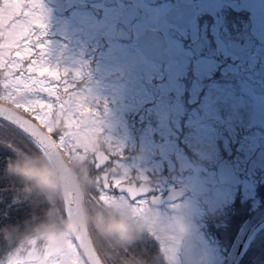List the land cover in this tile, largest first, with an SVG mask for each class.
Wrapping results in <instances>:
<instances>
[{"label": "flooded vegetation", "instance_id": "af4514ba", "mask_svg": "<svg viewBox=\"0 0 264 264\" xmlns=\"http://www.w3.org/2000/svg\"><path fill=\"white\" fill-rule=\"evenodd\" d=\"M143 47L156 57L149 58ZM44 59L57 68V76H49L55 98L92 94L100 111L126 115V155L108 145L104 127L91 134L88 157L78 165V152L60 144L65 121L53 130L39 122L36 111L49 103L31 109L35 94L28 87L32 66ZM262 68L264 0H0V103L28 117L32 113L29 118L57 141L82 189L89 232L104 264L226 263L245 222L264 207V167L245 162L241 171L240 157L254 154L230 155L222 146L228 140L235 151V145L255 140L200 138L184 126L150 135L139 115L170 113L177 103L196 109L211 83L217 94L231 95L247 124L255 117V95L264 98ZM17 77L26 84H7ZM37 93L51 96L43 88ZM242 122L238 137L249 135ZM92 126L89 115L83 127ZM156 140L176 143L183 153L161 158L151 149L140 151ZM207 141L222 152L211 156L190 148ZM259 144L264 152V138ZM99 152L109 160L97 168ZM145 153L150 160H143ZM140 154L135 166L123 160ZM220 163L232 166L235 184L219 179ZM132 182L148 186L135 197L117 191ZM98 217L107 230L97 226ZM262 231L264 223L243 257L264 238Z\"/></svg>", "mask_w": 264, "mask_h": 264}, {"label": "rangeland", "instance_id": "374dc122", "mask_svg": "<svg viewBox=\"0 0 264 264\" xmlns=\"http://www.w3.org/2000/svg\"><path fill=\"white\" fill-rule=\"evenodd\" d=\"M31 69L32 73L29 80L31 87H28V90L30 93L35 94V98L29 99L28 106L31 109H35V106L40 105L39 103L43 105V101H48L49 104L45 106L46 109L44 107L40 112L39 110L36 111V118L39 119L40 123L42 122L47 126V130H53L56 128L57 123L65 121L66 128L62 129L63 135L59 139L60 144L68 152H78L79 160L76 161L78 165L82 163L80 160L88 157L85 151L91 148V134L101 133L104 127L107 131L108 145L116 154L120 156L125 154L123 151L128 146V135L126 132L128 120L125 114L106 109L100 111L94 104V99L97 100L99 98H94L96 95L92 94L73 92L70 98L61 99L56 97V99L55 95L57 94L54 93L55 87L49 82V76H57L56 65L44 59L32 66ZM42 75H47V78H44V76L41 78ZM7 84L9 86L12 84L24 85L26 81L22 77H17L14 78V81L8 80ZM201 84L205 86L203 82ZM40 88H43L51 96H48L46 99V96H37ZM213 88V84L211 83L205 86L206 94L196 109L188 110L184 105L177 103L170 113L142 114L139 115V120L145 122L144 125L147 133L150 135L163 128H180L184 126L191 128V134L197 133L200 138H225L232 140V142L236 138H252L255 140L253 145H246L245 143L235 145V151L231 150L228 140L224 141L222 147L226 148L227 153L230 155L233 153L242 154L241 156L244 154H254L248 158L245 156L240 157L239 166L241 168L239 169L241 171H243L244 166L247 169L245 162H250L256 168L263 169L264 152L261 150L259 141L261 138H264V98L258 94L255 95V117L247 124L245 123L246 126L241 121L245 113L238 106L232 104L231 95L227 94L226 96L225 93L219 95L214 92ZM98 89L102 88L98 86ZM69 99L72 102H68ZM92 99L93 102H90ZM55 102L58 103L55 104ZM66 103L73 105L67 108ZM85 113L92 116L93 126L91 129H84L85 127L82 126V119ZM241 122L245 125V129H249V135L238 137L237 133L242 129ZM0 129L16 133L15 130L1 120ZM112 134H114V138L111 137ZM168 137V135H164L163 138ZM211 143L213 142L191 143L190 148L197 150L196 153L199 154L219 155L222 152V147ZM144 149H151L160 155L161 158L168 157L170 154L179 157L183 153L182 148L177 146L176 143L162 140L147 141L146 144L140 146V151ZM140 159L141 154L139 157H125L123 160H129L127 162L132 167ZM74 165L79 167L75 163ZM1 264H84V262L69 232L64 230L46 232L27 239L14 252L7 256Z\"/></svg>", "mask_w": 264, "mask_h": 264}, {"label": "trees", "instance_id": "16d2710c", "mask_svg": "<svg viewBox=\"0 0 264 264\" xmlns=\"http://www.w3.org/2000/svg\"><path fill=\"white\" fill-rule=\"evenodd\" d=\"M4 123L16 133L0 129V264L29 238L51 231L70 234L51 165L34 141ZM239 264H264L263 236Z\"/></svg>", "mask_w": 264, "mask_h": 264}, {"label": "water", "instance_id": "95a60500", "mask_svg": "<svg viewBox=\"0 0 264 264\" xmlns=\"http://www.w3.org/2000/svg\"><path fill=\"white\" fill-rule=\"evenodd\" d=\"M149 58H155L154 51L143 47ZM264 68L261 69V73ZM0 120L12 125L31 140H33L45 155L51 165L58 181L61 193L66 221L72 237L79 248L87 264H104L97 252L91 238L86 215L83 207V193L73 169L66 161L56 140L49 133L44 131L36 122L19 113L13 108L0 103ZM83 126L89 124V115L85 113L82 119ZM263 144V143H262ZM109 157L105 153L96 154L97 168H100ZM143 160H150L148 153L143 154ZM218 177L222 182L235 184V177L231 165L219 164ZM148 184L137 187L135 182L130 185H120L119 192H127L131 197H135L143 192ZM143 187V188H142ZM264 223V207L249 218L243 225L236 241L231 249L225 264H239L247 243L254 232ZM195 244L194 242H192ZM196 245V244H195ZM198 249V246L196 245ZM199 251V249H198Z\"/></svg>", "mask_w": 264, "mask_h": 264}, {"label": "clouds", "instance_id": "9594fccd", "mask_svg": "<svg viewBox=\"0 0 264 264\" xmlns=\"http://www.w3.org/2000/svg\"><path fill=\"white\" fill-rule=\"evenodd\" d=\"M97 226L100 227L101 230H107L109 227L108 225H105L102 217L97 218Z\"/></svg>", "mask_w": 264, "mask_h": 264}]
</instances>
